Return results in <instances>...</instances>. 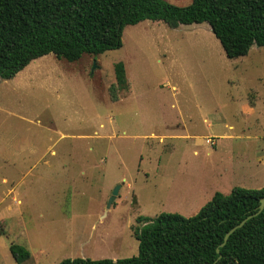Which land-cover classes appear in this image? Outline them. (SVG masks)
Here are the masks:
<instances>
[{
  "label": "rangeland",
  "instance_id": "1",
  "mask_svg": "<svg viewBox=\"0 0 264 264\" xmlns=\"http://www.w3.org/2000/svg\"><path fill=\"white\" fill-rule=\"evenodd\" d=\"M122 40L0 79V264L131 257L139 216H192L216 191L264 185V46L229 58L207 22L149 19ZM120 61L128 89L113 100Z\"/></svg>",
  "mask_w": 264,
  "mask_h": 264
},
{
  "label": "trees",
  "instance_id": "2",
  "mask_svg": "<svg viewBox=\"0 0 264 264\" xmlns=\"http://www.w3.org/2000/svg\"><path fill=\"white\" fill-rule=\"evenodd\" d=\"M162 20L169 27L207 22L229 58L264 46V0H192L179 6L167 0H0V79H11L31 61L49 53L70 62L84 54L99 55L123 45L126 25ZM117 92L128 89L123 62L115 65ZM264 197L260 188L234 186L216 191L192 216L161 212L139 216L134 228L138 254L120 258H66L57 264H264V209L236 229L221 246L226 233L254 212ZM220 249V252L217 249ZM19 263L31 252L13 243Z\"/></svg>",
  "mask_w": 264,
  "mask_h": 264
},
{
  "label": "water",
  "instance_id": "3",
  "mask_svg": "<svg viewBox=\"0 0 264 264\" xmlns=\"http://www.w3.org/2000/svg\"><path fill=\"white\" fill-rule=\"evenodd\" d=\"M117 190H118V189L116 188L115 191H114L113 193L116 194V193H117ZM113 199H114V195L112 196V198H111L109 204L111 203V201H112ZM263 209H264V197L261 198V203H260V205L258 206V208H257L254 212H252V213H250L249 215H247L244 219H242L237 225H234V226H233V227H232V228L226 233V235H225V237H224V240H223L221 246H223V245L228 241L230 235H231L236 229L242 227V226H243V225H244V224H245L250 218L255 217V216H257L258 214H260V213L263 211ZM217 251L220 252V249L218 248ZM220 258H221V255H219V257H218L213 263H204V264H215Z\"/></svg>",
  "mask_w": 264,
  "mask_h": 264
},
{
  "label": "crops",
  "instance_id": "4",
  "mask_svg": "<svg viewBox=\"0 0 264 264\" xmlns=\"http://www.w3.org/2000/svg\"><path fill=\"white\" fill-rule=\"evenodd\" d=\"M212 196H213V195H212ZM207 201H208V200H207ZM207 201H206V202H207Z\"/></svg>",
  "mask_w": 264,
  "mask_h": 264
}]
</instances>
